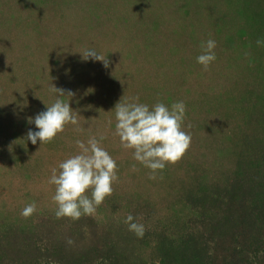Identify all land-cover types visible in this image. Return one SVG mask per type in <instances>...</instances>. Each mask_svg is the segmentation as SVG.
<instances>
[{
	"label": "rangeland",
	"instance_id": "374dc122",
	"mask_svg": "<svg viewBox=\"0 0 264 264\" xmlns=\"http://www.w3.org/2000/svg\"><path fill=\"white\" fill-rule=\"evenodd\" d=\"M208 39L205 70L196 57ZM258 40L264 0H0V264H264ZM93 48L107 67L83 59ZM54 85L73 93L61 99L78 130L34 145L29 118L54 103ZM135 98L186 105L190 147L155 179L115 134V105ZM90 137L117 163L113 192L94 217L57 219L52 169Z\"/></svg>",
	"mask_w": 264,
	"mask_h": 264
},
{
	"label": "clouds",
	"instance_id": "9594fccd",
	"mask_svg": "<svg viewBox=\"0 0 264 264\" xmlns=\"http://www.w3.org/2000/svg\"><path fill=\"white\" fill-rule=\"evenodd\" d=\"M258 45L264 41L258 40ZM216 41L208 39L201 42V54L196 62L207 70L216 59ZM82 53L83 59L107 60L97 50L88 49ZM57 99L45 111L29 118V123L35 125V131L27 132V140L32 144L41 145L52 142L59 133L64 132L66 125H79L78 114L73 111L70 101L61 99L65 95L72 97L73 93H64L62 89H51ZM123 98V97H122ZM122 99L115 105V134L119 136L123 148L133 150V158L144 167L151 170L150 179L156 178V173L162 171L167 164L175 163L190 147L192 137L183 130L186 105L183 101L173 103L170 107L163 102H157L151 107L147 104ZM99 140L90 137L87 142L77 140L79 152L59 163L57 169H52L49 183L56 186L53 201L56 203L57 219L70 218L79 220L82 216L94 217L98 207L113 192V184L118 179L117 163L110 153L101 146ZM90 192V195L87 193ZM36 211V205L29 204L21 212L29 217ZM135 217L129 214L124 223L128 230L143 238L145 226L134 222ZM69 244L74 243L71 239Z\"/></svg>",
	"mask_w": 264,
	"mask_h": 264
}]
</instances>
